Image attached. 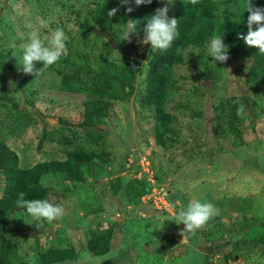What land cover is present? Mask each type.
Instances as JSON below:
<instances>
[{
	"label": "rangeland",
	"instance_id": "1",
	"mask_svg": "<svg viewBox=\"0 0 264 264\" xmlns=\"http://www.w3.org/2000/svg\"><path fill=\"white\" fill-rule=\"evenodd\" d=\"M90 1L0 0V140L16 154L22 169L62 161L66 152L77 149L99 156L88 165L85 185L41 177L50 189L48 201L65 212L61 219L43 223L26 212L9 223L14 264H38L47 249L69 247L75 258L55 264H99L108 259L114 264H264V80L249 81L250 60L214 63L208 45L200 53L202 60L187 57L173 68L163 99L170 122L160 149L152 136L153 112L139 111L151 49L139 40L138 50L146 47L145 58L136 62L131 99L114 103L111 119L78 128L74 123L84 116L88 95L61 91L53 71L26 75L17 65L21 46L34 30L39 29L43 39L62 28L66 44L75 38L72 25L62 26L57 17ZM219 1L245 13L244 0ZM252 3L262 5L261 0ZM41 20L50 23L42 27ZM101 42L96 41L94 55L118 64L131 60ZM231 96L240 98L238 106L244 109L238 123L226 112L225 101ZM139 116L145 120L139 121ZM154 176L163 179L162 185ZM159 189L164 199L174 196L172 204L165 199L169 214L154 206ZM193 199L211 202L219 215L194 234L180 236L184 226L177 224L176 216ZM109 223L113 227L108 253L91 256L85 247L87 231ZM234 245L237 253L226 257ZM179 246L184 252L177 255Z\"/></svg>",
	"mask_w": 264,
	"mask_h": 264
},
{
	"label": "trees",
	"instance_id": "2",
	"mask_svg": "<svg viewBox=\"0 0 264 264\" xmlns=\"http://www.w3.org/2000/svg\"><path fill=\"white\" fill-rule=\"evenodd\" d=\"M261 4L264 6V0H261ZM114 7H119V11L110 18L107 12ZM126 7H132L133 11L126 12ZM157 7H161L158 0H153L150 5L140 6L135 5L133 0H128L125 6H120V0H91L83 7L61 12L58 15L57 22L63 24L62 26L70 23L76 36L66 44V53L46 70L53 71L59 76L61 91L88 95L89 99L84 104L85 114L74 123L76 127L86 129L93 126V121L103 118L111 119L109 114L111 106L114 103H125L131 99L137 74L136 62L145 58L146 47L143 46L139 51L138 42L143 39V27L148 16ZM169 9V18L178 19V36L167 50L153 51L150 49L147 72L144 77L143 96L138 102L139 111L153 112L152 136L155 146L160 149L164 146V136L168 132L170 122V115L164 110L163 99L167 90L170 89L173 68L182 65L187 57L195 56L197 60H202L200 53L212 37L221 36L228 46L229 59L250 60L253 72L249 74L251 79L249 81L253 78V81L264 80V55L260 54L256 48L246 46L243 40L238 38V34H247V12L240 14L235 10L234 4L219 0H198L195 5L189 0H173ZM127 20L138 21L137 34L131 38L136 58L118 64L108 60L105 55H94L99 48L96 45L98 40L102 41L100 46H104L107 50L110 48L98 36L91 37L87 30L92 29L93 24L99 22L113 41L126 49L123 33ZM189 49L190 52L186 53ZM203 61L208 63L207 59ZM209 74L210 70L207 68L205 80L210 79ZM240 101L241 99L235 96L228 97L225 101L227 115L233 123H238L240 119L237 115ZM138 120H145L144 116H139ZM65 155L62 161L39 162L22 169L17 164L16 154L0 140V176L2 179V186H0V264H14L12 256L15 253V246L7 237L8 225L17 216L26 213V209L16 204L18 194L25 193V198L29 200H48L50 189L41 184L42 176L52 177L59 182L66 181L71 185H85L88 165L99 157L93 152L81 149L68 151ZM100 158L103 157L100 156ZM154 179L155 183L162 185L161 177L154 176ZM138 184L143 186L141 182ZM166 196L169 203L173 202V195ZM112 227L113 224L109 223L105 228L87 231L85 247L91 256L99 257L108 253ZM242 241L246 243L245 240ZM237 247L234 245L232 252L226 257L232 258L237 253L235 252ZM74 258L75 251L71 247L49 248L40 254L38 264H55ZM99 264L114 263L108 259Z\"/></svg>",
	"mask_w": 264,
	"mask_h": 264
},
{
	"label": "clouds",
	"instance_id": "3",
	"mask_svg": "<svg viewBox=\"0 0 264 264\" xmlns=\"http://www.w3.org/2000/svg\"><path fill=\"white\" fill-rule=\"evenodd\" d=\"M134 4L150 5L153 0H133ZM162 3V7H157L150 14L143 27V39L140 41L144 45H148L153 51L167 50L174 39L178 36V19L169 18V6L173 0H158ZM195 5L198 0H189ZM128 4V0H120V6ZM126 12L133 11L132 7H126ZM119 11V7H114L107 12L108 17H113ZM247 12L246 26L247 34H238V38L243 40L248 47L256 48L258 52L264 55V6H255L252 0H244V10ZM41 26L47 27L50 21L41 20ZM138 21L129 20L125 24L123 39L131 42V38L137 34ZM67 36L62 28H56L51 32L50 36L43 39L39 34V29L32 31L25 39L21 46L20 61L17 65V71L26 75H36L54 65L62 55L67 51ZM46 41V43H45ZM208 52L212 61L225 63L229 59L228 46L224 43L221 36H214L208 42ZM42 66L37 68L36 63ZM238 103V101H237ZM244 113L243 106L237 109V115L242 116ZM41 183L47 186V182L42 180ZM18 207L26 209V212L36 221L43 223L44 221H55L61 219L64 215V208L59 204H54L46 199H26L25 193L18 194L16 200ZM219 215V209L211 202L201 203L199 200H190L187 206H181V210L176 216L177 223L184 227L179 235L184 236L194 234L201 229L206 222Z\"/></svg>",
	"mask_w": 264,
	"mask_h": 264
},
{
	"label": "water",
	"instance_id": "4",
	"mask_svg": "<svg viewBox=\"0 0 264 264\" xmlns=\"http://www.w3.org/2000/svg\"><path fill=\"white\" fill-rule=\"evenodd\" d=\"M128 21H129V20H127L126 23H127ZM87 33L102 38L111 50H114V51L118 52L119 54H121V55H123V56H125V57H129V58H131V59H135L136 56H137V55H136V52H135V50H134V48H133V45H132V40H131V42H126V47H127L126 49L121 48L120 46H118V45L113 41V39L110 37V35L107 34V33L102 29V27L100 26V23H99V22H96V23H95V28H93V29H88V30H87ZM117 219H120V218H117ZM120 220H121V219H120ZM175 250H176L175 254L179 255V254H181V252H184V247H183V246H179V247H177ZM234 259H236V257H234Z\"/></svg>",
	"mask_w": 264,
	"mask_h": 264
},
{
	"label": "built area",
	"instance_id": "5",
	"mask_svg": "<svg viewBox=\"0 0 264 264\" xmlns=\"http://www.w3.org/2000/svg\"><path fill=\"white\" fill-rule=\"evenodd\" d=\"M150 181H152V180H150ZM160 191H162V189H159V192L158 193H156L157 195H159L160 197L159 198H156V200L154 201V206H155V208H157L158 206H162L163 207V209H164V211L166 212V213H168L169 214V205L167 204V207L165 206V203H167L166 201H165V199H166V197H165V199H164V196L165 195H160ZM169 202V201H168ZM156 204V205H155ZM169 204H171V203H169ZM166 207V208H165Z\"/></svg>",
	"mask_w": 264,
	"mask_h": 264
}]
</instances>
